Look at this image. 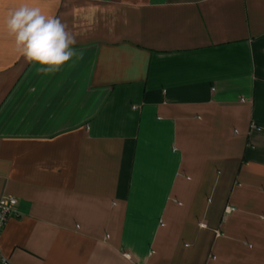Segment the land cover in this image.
<instances>
[{"label":"crops","instance_id":"crops-1","mask_svg":"<svg viewBox=\"0 0 264 264\" xmlns=\"http://www.w3.org/2000/svg\"><path fill=\"white\" fill-rule=\"evenodd\" d=\"M25 4L75 36L58 70ZM3 196L0 264H264V0H0Z\"/></svg>","mask_w":264,"mask_h":264},{"label":"clouds","instance_id":"clouds-1","mask_svg":"<svg viewBox=\"0 0 264 264\" xmlns=\"http://www.w3.org/2000/svg\"><path fill=\"white\" fill-rule=\"evenodd\" d=\"M9 35L14 37L16 51L27 62L46 67L43 73L58 70L74 55L75 36L58 17H49L39 7L22 5L9 12L6 20Z\"/></svg>","mask_w":264,"mask_h":264},{"label":"built area","instance_id":"built-area-1","mask_svg":"<svg viewBox=\"0 0 264 264\" xmlns=\"http://www.w3.org/2000/svg\"><path fill=\"white\" fill-rule=\"evenodd\" d=\"M16 199L12 196H3L0 198V233L9 217L14 213ZM229 210H232L230 207ZM2 264H8V261L3 259Z\"/></svg>","mask_w":264,"mask_h":264}]
</instances>
